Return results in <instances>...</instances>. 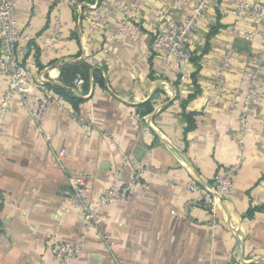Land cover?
Segmentation results:
<instances>
[{
  "label": "crops",
  "instance_id": "0c3cea01",
  "mask_svg": "<svg viewBox=\"0 0 264 264\" xmlns=\"http://www.w3.org/2000/svg\"><path fill=\"white\" fill-rule=\"evenodd\" d=\"M57 1L17 8L19 24L33 39L35 75L59 83L64 64L85 59L103 69L105 83L78 88L84 101L77 113L86 124L71 118V104L56 102L36 123L15 99L0 138V193L6 200L0 205V264H64L52 244L82 237L86 247L72 264H264V99L245 128L240 123L244 72L254 64L260 37L235 40L233 68L223 95L216 96L235 21L229 0L213 1L209 21L197 29L187 75L179 60L167 62L153 50L149 24L163 8L180 19L188 16L190 0H141L139 20H125L113 0ZM56 18L62 35L49 51L40 36L47 32L50 42ZM211 27L216 32L209 38ZM7 85L8 76L0 73V95ZM125 156L142 164L148 187L137 185L128 198L104 208L105 220L86 227L62 193L69 176L77 170L91 175L88 192L95 203L116 181ZM241 158L234 193L219 203L214 230L201 191L187 185L209 184ZM133 174V165L125 163L117 181Z\"/></svg>",
  "mask_w": 264,
  "mask_h": 264
},
{
  "label": "built area",
  "instance_id": "2783aa9c",
  "mask_svg": "<svg viewBox=\"0 0 264 264\" xmlns=\"http://www.w3.org/2000/svg\"><path fill=\"white\" fill-rule=\"evenodd\" d=\"M72 0H58V3L71 2ZM180 0H174L176 4ZM215 0H190L191 12L188 16L180 19L170 14L166 8L158 10L157 17L150 22L149 26L155 34L153 50L162 54L167 62L171 58L178 59L184 73L191 71L193 49L192 42L196 38L197 29L203 22L210 19V9ZM233 6L235 21L230 28V45L222 52V60L215 83L216 96L223 95L227 75L231 71L233 61L237 56L235 40L243 36L248 42L259 39L262 46L252 56L253 66L244 72L248 80L244 99L240 105V123L245 128L249 120V114H257L260 103L264 99V0H229ZM36 0H0V73L8 76V85L0 95V138L3 137L4 125L7 115L12 111L16 98L21 99V108L26 114L39 123L52 102L65 106L68 102L65 98L56 93L48 84L45 77H37L31 57L32 36L24 31L17 18V8L26 5L31 9ZM111 5L116 10H122L125 20L142 18L141 0H132L130 5L125 0H113ZM58 8V5L56 6ZM94 26V24H93ZM61 21L56 18L52 25L51 40H47V32L40 36L41 45L44 49L53 51V42L62 35ZM84 84V79L76 80V87ZM212 100L216 97H212ZM33 104V106H32ZM72 119L78 123L86 124L80 115L72 109ZM137 119L143 116L135 114ZM106 134L112 137L110 132ZM240 137V136H239ZM66 154L63 148L57 158L62 161ZM242 158L217 173L209 184L200 185L191 181L187 187L191 190H199L202 193V204L209 212L211 224L214 230L219 227L216 214L220 202L232 196L234 193V178L241 167ZM131 163L134 174L128 181H117L121 178L123 165ZM144 168L142 164L132 156H125L121 165L114 173L116 181L104 188L97 196L96 202L91 200L89 195L88 181L91 175L85 170H77L69 176V187L63 190V195L68 202L75 206L83 214V221L86 227H93L105 220L104 208L111 203L124 200L130 196L137 185L148 187L142 181ZM5 196L0 193V205L5 203ZM103 234V233H102ZM106 242L113 246L106 234H103ZM86 247L85 237L76 242L56 240L52 244L53 254L64 264H72Z\"/></svg>",
  "mask_w": 264,
  "mask_h": 264
},
{
  "label": "trees",
  "instance_id": "16d2710c",
  "mask_svg": "<svg viewBox=\"0 0 264 264\" xmlns=\"http://www.w3.org/2000/svg\"><path fill=\"white\" fill-rule=\"evenodd\" d=\"M214 27H211L209 38L215 34ZM38 52V51H37ZM192 61H195L194 55ZM84 79L85 88L92 82L100 84L105 83V77L103 69L99 68L97 64H92L88 60L79 59L69 63H66L61 68V81L59 83L48 84L56 91V93L62 95L65 100L71 104L77 112L79 105L84 101L83 95L76 87V80Z\"/></svg>",
  "mask_w": 264,
  "mask_h": 264
},
{
  "label": "rangeland",
  "instance_id": "374dc122",
  "mask_svg": "<svg viewBox=\"0 0 264 264\" xmlns=\"http://www.w3.org/2000/svg\"><path fill=\"white\" fill-rule=\"evenodd\" d=\"M194 43H195V40L192 42V45H191V48L193 49V53H195V51H194V46H193ZM54 47H55V44H54ZM193 55H194V54H193ZM172 59H174V58H171V60H172ZM235 59H236V58H235ZM171 60H170V61H171ZM177 60H178V59H177ZM221 60H222V57H221ZM234 62H235V60L233 61V65H234ZM179 63H180V61H179ZM220 65H221V63H220ZM233 65H232V68H233ZM191 68H192V66H191ZM232 68H231V70H232ZM219 69H220V68H219ZM179 71H181L184 75H187V74H188V73L186 74V73H184V72L182 71L181 63H180V66H179ZM230 72H231V71H230ZM230 72H229V74H230ZM229 74H228V75H229ZM228 75H227V76H228ZM228 198H229V197H228ZM226 199H227V198H226Z\"/></svg>",
  "mask_w": 264,
  "mask_h": 264
}]
</instances>
